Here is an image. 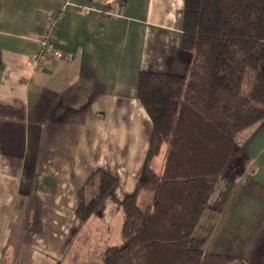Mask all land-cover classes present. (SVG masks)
<instances>
[{
	"label": "crops",
	"instance_id": "0c3cea01",
	"mask_svg": "<svg viewBox=\"0 0 264 264\" xmlns=\"http://www.w3.org/2000/svg\"><path fill=\"white\" fill-rule=\"evenodd\" d=\"M184 14L185 0H0V264H88L120 244L153 137L139 74L187 73ZM53 17L57 55L35 68ZM98 170L115 186L82 223ZM192 246L264 264V121L237 138Z\"/></svg>",
	"mask_w": 264,
	"mask_h": 264
},
{
	"label": "trees",
	"instance_id": "16d2710c",
	"mask_svg": "<svg viewBox=\"0 0 264 264\" xmlns=\"http://www.w3.org/2000/svg\"><path fill=\"white\" fill-rule=\"evenodd\" d=\"M183 31L182 48L191 55L185 75L139 74L151 149L136 193L122 206V242L88 264H247L192 243L237 138L264 121V0H185ZM249 71L254 83L244 96ZM115 182L103 170L91 175L87 185L97 189L90 197L89 188L80 192L82 223Z\"/></svg>",
	"mask_w": 264,
	"mask_h": 264
},
{
	"label": "built area",
	"instance_id": "2783aa9c",
	"mask_svg": "<svg viewBox=\"0 0 264 264\" xmlns=\"http://www.w3.org/2000/svg\"><path fill=\"white\" fill-rule=\"evenodd\" d=\"M53 21L41 33L36 52L32 59V66L42 68L47 63L54 60L57 55L55 48V27L58 21L57 17L52 18Z\"/></svg>",
	"mask_w": 264,
	"mask_h": 264
},
{
	"label": "rangeland",
	"instance_id": "374dc122",
	"mask_svg": "<svg viewBox=\"0 0 264 264\" xmlns=\"http://www.w3.org/2000/svg\"><path fill=\"white\" fill-rule=\"evenodd\" d=\"M254 77H255V72L253 71H249V73L247 74V77H246V80H245V83H244V86H243V95L244 96H249L251 90H252V87H253V83H254ZM259 107H262V105H259ZM242 134V133H241ZM240 134V135H241ZM90 179V178H89ZM89 182V180L87 181ZM89 184L87 185V188H88ZM91 188V187H90ZM92 193V190H90L87 194V197H90ZM80 204V203H79ZM122 242V240L120 241V243ZM75 246V247H74ZM72 250H71V253L69 255L72 254V251L73 250H77L79 254H86L87 252V249L83 248L82 244H74Z\"/></svg>",
	"mask_w": 264,
	"mask_h": 264
}]
</instances>
